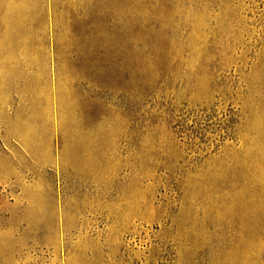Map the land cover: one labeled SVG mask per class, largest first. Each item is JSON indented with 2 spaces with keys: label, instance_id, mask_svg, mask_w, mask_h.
I'll use <instances>...</instances> for the list:
<instances>
[{
  "label": "rangeland",
  "instance_id": "rangeland-1",
  "mask_svg": "<svg viewBox=\"0 0 264 264\" xmlns=\"http://www.w3.org/2000/svg\"><path fill=\"white\" fill-rule=\"evenodd\" d=\"M0 264H264V0H0Z\"/></svg>",
  "mask_w": 264,
  "mask_h": 264
}]
</instances>
